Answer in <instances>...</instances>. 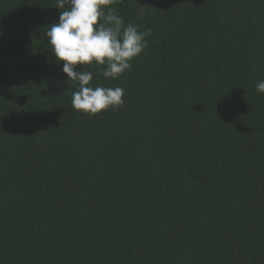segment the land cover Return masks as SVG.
<instances>
[{
    "label": "trees",
    "instance_id": "trees-1",
    "mask_svg": "<svg viewBox=\"0 0 264 264\" xmlns=\"http://www.w3.org/2000/svg\"><path fill=\"white\" fill-rule=\"evenodd\" d=\"M56 3L0 0V264H264V0H118L151 35L117 79L77 65L124 89L95 115Z\"/></svg>",
    "mask_w": 264,
    "mask_h": 264
},
{
    "label": "clouds",
    "instance_id": "clouds-1",
    "mask_svg": "<svg viewBox=\"0 0 264 264\" xmlns=\"http://www.w3.org/2000/svg\"><path fill=\"white\" fill-rule=\"evenodd\" d=\"M118 0H57L58 22L52 23L44 35L56 63L77 88L71 104L75 110L95 115L102 110L119 109L125 103L121 87L91 86L92 72L77 70V65H101L105 79H117L148 45L151 28L140 31L125 25L115 7ZM68 5L65 8V5ZM264 94V80L256 84Z\"/></svg>",
    "mask_w": 264,
    "mask_h": 264
}]
</instances>
